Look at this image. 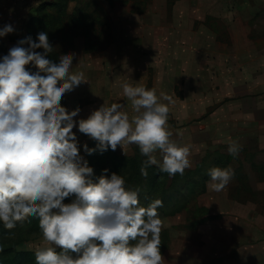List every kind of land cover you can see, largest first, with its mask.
Returning <instances> with one entry per match:
<instances>
[{
  "label": "clouds",
  "instance_id": "9594fccd",
  "mask_svg": "<svg viewBox=\"0 0 264 264\" xmlns=\"http://www.w3.org/2000/svg\"><path fill=\"white\" fill-rule=\"evenodd\" d=\"M14 32V25L4 24L0 39ZM54 46L41 30L0 55V224L38 221L47 246L36 249L35 264H163V201L141 206L138 188L107 168L96 175L86 156L134 144L145 158L142 176L155 166L171 178L191 167L190 147L171 139L169 106L155 89L121 85L131 116L118 102H104L86 117L79 106H63L62 98L87 81L73 71L75 53L54 58ZM81 135L95 147L82 143ZM241 150L236 141L228 146L233 157ZM207 175L208 186L220 192L235 172L213 167Z\"/></svg>",
  "mask_w": 264,
  "mask_h": 264
},
{
  "label": "rangeland",
  "instance_id": "374dc122",
  "mask_svg": "<svg viewBox=\"0 0 264 264\" xmlns=\"http://www.w3.org/2000/svg\"><path fill=\"white\" fill-rule=\"evenodd\" d=\"M145 2L146 5L148 4V18L145 22L161 23L160 25L163 27L157 32H161L163 36L161 38L157 36L158 43L143 44V54L152 56V59L137 60L133 66L137 67V76L140 78L142 71L145 70L148 79L146 88L155 89L160 102L169 106L168 129L173 134L171 139L180 146L190 147L191 167L186 169L182 176L177 174L170 178L164 173L157 180L155 172L148 170V176L144 177L140 173V167L145 158L140 155V152L136 154L137 159L132 162L134 164L129 162L138 147L130 151L125 149V152L115 150L108 151L103 155L94 154L86 156V159L94 168L96 175L107 168L109 174L115 172L122 175L127 187L138 188L141 206H147L154 199L163 201V206L158 209L162 220L161 249L167 240L169 243V248L166 251L162 252L161 250L164 258L163 264H178L179 250L193 252V247L197 243L198 247L202 246L201 251H204L205 241L210 242L211 236L219 230L226 229L225 221H227L228 215L222 214L226 212V203L222 194L224 199L227 197L234 200L239 205L249 207L251 213L253 212L250 215L252 218L254 217V220L251 219L253 223L249 226L246 225L247 228L264 226V186L258 184V179L264 181V156L257 155L255 151L248 153V150L238 142L242 146V150L233 157L228 153L229 145L225 144V141L215 139L216 136L213 134L216 132H210L209 117L212 111L220 107V91L216 85L211 86V78L214 77L211 74L209 62L199 60L198 54L194 51L193 41L186 42L184 37H181V23H190L191 27L195 23H211L210 12H197L195 6L198 1L195 2V0H145ZM250 2V11L256 14V19L249 23L264 22V13L260 12L263 0H250ZM200 4L205 8L210 7L208 0H202ZM126 6L128 5H124L118 11L121 12ZM129 6L134 8L132 4ZM19 7L21 8V5ZM26 7L28 8V6ZM48 11L50 12L48 16H56L54 15L55 9ZM30 12L31 9L28 12H20V14L29 16ZM14 13L15 11L0 13V27L9 23L15 26L13 34L0 39L3 43L5 41V50L0 48V55L6 54L17 40L25 38L27 34V23H20L21 20L16 23ZM114 13L116 14L117 11H113ZM41 15L46 17L47 12ZM46 20V23H56L54 18L51 20L46 18ZM41 27L34 23L29 27L30 35L35 38ZM104 29L103 25L97 28L98 35L105 41L99 43V47L102 49L92 52V57L96 54L101 56V52L105 51L109 44L106 41L107 33ZM30 35L27 34V36ZM11 39L15 40L11 41ZM82 43L83 39H76L77 47L83 48ZM133 62L131 60L130 63L133 64ZM184 71L187 73V81L184 80L183 75L181 76ZM165 96L169 100H164ZM183 99L188 101L189 107L186 105L185 109H178V100ZM221 104L224 105V101ZM184 110L190 111L191 120L189 117L182 118L180 112ZM219 131L224 132L225 127L223 126ZM124 147L125 145L121 150ZM113 154H117L123 159L116 161ZM157 158H160L159 155ZM213 167H230L235 172L234 178L220 192H216L208 186L207 172ZM216 196L217 198H215ZM240 207L239 211H247L246 208ZM176 211L178 212L176 213ZM211 212L214 214L221 212V214L215 217L216 215H212ZM223 217L225 218L223 219ZM238 228L241 229V224ZM46 246L47 243L42 239L34 218H25L23 221H19L17 228L7 237H0V250L11 248L19 253H34L38 247Z\"/></svg>",
  "mask_w": 264,
  "mask_h": 264
},
{
  "label": "crops",
  "instance_id": "0c3cea01",
  "mask_svg": "<svg viewBox=\"0 0 264 264\" xmlns=\"http://www.w3.org/2000/svg\"><path fill=\"white\" fill-rule=\"evenodd\" d=\"M57 1L59 0H0V13L15 11L16 23L20 20V23H30L37 16L41 5H50ZM196 1L198 4L195 10L209 11L211 23H195L193 27L190 23H181V37H184L186 42L193 41L199 60L209 62L214 77L211 78V86H217L221 96L219 102L224 101V105L220 103V107L210 113V132H216L213 134L215 139L225 141L227 145L233 141L240 142L248 153L255 151L257 155L264 156V22L249 23L256 19V14L250 11V0H208L209 8L201 6L202 0ZM89 3L98 12L100 20L108 23L106 41L109 44L106 50L101 52V56L96 54L92 57V52L97 50L90 51L88 46L97 43V38L100 42V36L92 34L89 39H74V47L70 50L76 55L73 71L83 72L87 84H82L65 96L66 107L73 110L79 106L82 109L80 116L86 117L91 109L98 108L104 102L106 105L118 102L125 104L124 110L131 116L134 113L130 102L122 95L121 85L127 82L133 86L147 87V73L142 71L140 78L137 76V67L133 65L137 60L152 59V56L143 54V44L158 43L163 34L157 31L163 26L161 23L145 22L148 18V4L143 14H136L129 6L131 2L120 12L118 10L124 5L119 2L110 6L106 0H69L66 13L70 15L74 10L83 9ZM30 9L29 16L20 14ZM113 11L117 13L113 14ZM260 12L264 13V3ZM79 38L83 39V48L76 45V39ZM102 41L105 39H101ZM0 42L3 45L5 43ZM99 49L102 47H98ZM131 60L134 61L133 64L130 63ZM182 75L187 81L186 71L181 73ZM178 101V109H185L186 105L189 107L187 100ZM180 113L183 119L189 117L191 120L190 111L184 110ZM223 126L225 131L220 132ZM80 140L82 143L92 142L82 135ZM136 147L134 144H125L122 150L118 146L116 151H130ZM258 181L260 186H264V181ZM222 198L226 203V212L222 214L228 215L225 221L226 229L211 236L210 242L205 241L204 251H201L202 246L198 247L197 243L193 252L179 250L178 264H264V226L247 228L246 225L253 223L251 219L254 220V217L250 216L253 212L251 213L249 207L239 205L227 197L224 199L223 194ZM240 206L247 211H239ZM211 213L216 215L215 217L221 214ZM239 224L241 229L238 228ZM167 248L168 240L162 252Z\"/></svg>",
  "mask_w": 264,
  "mask_h": 264
},
{
  "label": "trees",
  "instance_id": "16d2710c",
  "mask_svg": "<svg viewBox=\"0 0 264 264\" xmlns=\"http://www.w3.org/2000/svg\"><path fill=\"white\" fill-rule=\"evenodd\" d=\"M68 1L69 0H59L54 4L41 5L39 7V10L37 11V16L34 17L31 20V22L27 23L26 25L27 26L26 32L28 35H30L29 27L32 26L34 23L35 25L45 27V29H42L41 27V30L48 31L49 38L55 45L49 53L54 58H59L60 53L72 50V48L74 47L75 38L83 37L84 39H89L92 34L97 36L98 35L97 28L102 25L105 27L104 30L106 31V33L109 30L108 24L106 25V23H101L103 22V20H100L98 12L95 10L94 6L91 5L90 3L87 4L83 9L80 8L76 9L73 11L72 14L68 15L66 13ZM106 1L110 6H113L116 2H119L123 5H126L129 2H131L132 6L134 7L133 12L136 14H143L146 6L145 0H106ZM51 9L56 10V13L54 14L56 15L55 17H52L51 15L48 16V13H50L48 10ZM45 12H47L46 17L41 15ZM46 18L50 20L54 18L56 19V23H52V24L46 23L47 21ZM27 34L25 35V37H27ZM106 37H108V33L106 34ZM14 40L15 39H11V41ZM96 41L97 43L89 44L88 50L92 51L98 49L101 40L100 42H98V38H97ZM0 48H2V50H5V46L1 42H0ZM62 104L63 106L66 107L65 97L62 98ZM89 147H95V143L91 142L89 144ZM138 153H139V149H136L135 155L133 157L131 156L129 159L130 164H134L132 162H135V159H137L136 154ZM118 156L119 155L117 154H113V158H115L116 161H121L123 158ZM148 170H150L151 172H155L157 180L161 178V175H164V173H161L159 169L155 166L150 167ZM207 181H209V179ZM177 212L178 211H176V213ZM36 223L38 225L37 220ZM18 225H19V221L12 228H6L2 224H0V237H7L8 234L14 231ZM164 247L165 245L163 246V248ZM0 257H2V260H0V264H22L24 262L28 264H35L34 253H19L11 248L0 250Z\"/></svg>",
  "mask_w": 264,
  "mask_h": 264
}]
</instances>
